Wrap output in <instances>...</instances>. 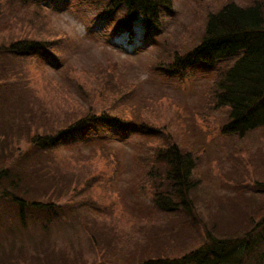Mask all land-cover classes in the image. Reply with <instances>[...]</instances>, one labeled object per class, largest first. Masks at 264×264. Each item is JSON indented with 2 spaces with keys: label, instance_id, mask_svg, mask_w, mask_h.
Masks as SVG:
<instances>
[{
  "label": "rangeland",
  "instance_id": "obj_1",
  "mask_svg": "<svg viewBox=\"0 0 264 264\" xmlns=\"http://www.w3.org/2000/svg\"><path fill=\"white\" fill-rule=\"evenodd\" d=\"M254 1L264 4L173 0L174 12L164 16L158 36L143 42L138 18L136 43L128 44L126 35L112 36L119 10L108 23L95 18L101 0H0V167L13 170L24 155L23 167L34 163L42 173L48 165L57 175L55 192L39 200L58 204L65 218L45 228L43 220L51 217L33 212L38 221L21 226L15 205L0 200V255L8 251L9 264L24 254L33 263L46 252L37 245L41 240L70 255L81 252L90 264H118L116 253L137 260L145 243L144 257H175L203 242L205 229L238 236L251 228L264 214V190L255 186L264 181V126L244 136L222 134L227 107L212 100L214 72L170 77L162 66L200 41L210 12ZM24 38L44 41L53 57L7 51L9 42ZM88 113L135 122L126 134L107 128L104 135L76 132L61 149L34 157L33 134L54 132ZM168 142L198 156L192 197L204 225L157 211L138 187L153 152ZM93 233L107 256L96 250Z\"/></svg>",
  "mask_w": 264,
  "mask_h": 264
},
{
  "label": "trees",
  "instance_id": "obj_2",
  "mask_svg": "<svg viewBox=\"0 0 264 264\" xmlns=\"http://www.w3.org/2000/svg\"><path fill=\"white\" fill-rule=\"evenodd\" d=\"M23 1L39 5L44 1L54 0ZM172 3L173 0H101L94 7L97 9L98 19H116L112 25L114 35L121 31L131 33L139 18L144 29L143 39L147 41L152 35L160 34L165 23L164 16L173 12ZM263 6L258 1L246 6L229 2L210 12L200 41L185 54L175 56L174 60L162 66L170 77L184 78L188 72H214L216 88L212 100L217 108L227 107V118L221 126V133L224 135L244 136L264 126ZM118 10L119 14L112 19ZM43 44L45 42L39 39H17L8 43L7 51L20 56L32 54L36 57H53L48 54L50 47ZM134 122L132 118L123 119L112 113L85 114L64 127H58L54 132L33 134L30 142L34 157H38L41 151L61 149V142L76 132L81 135L90 132L104 135L107 128L126 134ZM25 157L26 155L20 158V163L13 170L6 166L0 167V200L11 201L15 205L13 214L21 226L38 221L31 218L33 212L51 217L43 220L45 228L48 224L65 220L60 215L58 204L39 200L55 192L56 173L48 165H44L42 173L34 163L23 167L21 162ZM149 160L148 169L138 187L150 194V201L155 209L182 214L194 224L196 222H192V219L196 218L204 225L197 218L196 201L192 197L193 190L199 184L194 174L198 156L175 142H168L157 147ZM255 186L264 190V181L255 182ZM40 188H45L43 194L37 192ZM263 208L264 203L260 206V209ZM205 222L209 224L206 220ZM213 231L218 232L219 229L215 226ZM91 235L96 250L101 256H107L102 239L96 233ZM203 237L204 241L199 245L175 257H144V251L149 249L145 243L141 245V256L137 260L132 261L134 258L116 253L118 264H126L129 259L130 264H264V214L254 220L251 228L241 235L217 236L205 229ZM37 245L46 252L32 258L34 261L30 264H90L80 255L81 252L67 254L62 249L51 246L47 240H41ZM20 251L21 248L16 254H20ZM14 255L13 253L12 256ZM9 256L8 251L0 255V264H9ZM25 261L24 254L12 261V264H27Z\"/></svg>",
  "mask_w": 264,
  "mask_h": 264
}]
</instances>
